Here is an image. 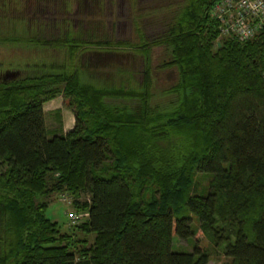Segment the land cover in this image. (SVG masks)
Returning <instances> with one entry per match:
<instances>
[{
	"label": "trees",
	"instance_id": "obj_1",
	"mask_svg": "<svg viewBox=\"0 0 264 264\" xmlns=\"http://www.w3.org/2000/svg\"><path fill=\"white\" fill-rule=\"evenodd\" d=\"M218 1L186 0L156 39L76 43L66 1L44 19L49 0H0V46L37 55L0 81V223L11 237L0 264H264V23L247 41L218 38ZM51 20L61 38L36 40ZM153 47L177 78L162 105ZM61 49L66 61H47ZM56 96L73 115L64 134L45 127L42 105ZM195 174L209 178L201 194ZM53 194L71 197L82 222L47 218ZM173 236L193 238L192 251L173 252Z\"/></svg>",
	"mask_w": 264,
	"mask_h": 264
},
{
	"label": "rangeland",
	"instance_id": "obj_2",
	"mask_svg": "<svg viewBox=\"0 0 264 264\" xmlns=\"http://www.w3.org/2000/svg\"><path fill=\"white\" fill-rule=\"evenodd\" d=\"M186 0H80L78 5V11L75 14L71 10L69 19L75 20L81 16L80 26L92 25L97 27V35L103 34L111 42H128L137 43L139 35H142L146 40H152L159 37L173 12L181 8L185 4ZM82 2V3H81ZM73 7V6H72ZM50 13L44 15V19ZM86 27V26H84ZM89 28V27H88ZM53 34L46 37H35L36 40H50ZM54 36V35H53ZM163 48L153 47L150 49V62L149 70L151 76V88L154 95L153 101L155 104L162 105L165 104L166 98L159 95L160 91L165 90L167 87L172 85L176 81V72L173 68L165 66ZM33 50L26 51L20 50L19 48H12L6 46H0V73L6 70L15 71V65H20V59L27 58L30 54L33 55ZM14 59H18L15 61ZM163 60V61H162ZM136 69L140 72V61H137ZM75 65V61L72 62ZM17 68V67H16ZM120 68V67H119ZM18 69V68H17ZM123 69V68H120ZM114 69H111L113 73ZM125 70V69H123ZM139 80V77L136 78ZM52 102H45V111L48 107L60 109L64 111L65 121H70L72 117L70 116V110L66 108V100L61 96H56L51 99ZM70 111L69 113L67 111ZM56 115L46 116V129L56 126L57 121ZM209 178L202 177L200 175H194L193 183H196V188H194V194H201L205 190L208 184ZM192 186V184L190 185ZM192 188V187H191ZM193 192V191H192ZM71 197L66 195H56L53 194L49 197V206L46 209V217L53 222L61 224L64 222L65 217L63 214L65 212H70V206L68 205ZM183 215L188 216L192 219V229L196 226V218L189 214L185 209H182ZM83 218H79L75 224L82 222ZM66 221V220H65ZM4 223H0V241L7 238H11L9 235H5L6 229L3 228ZM194 239L189 238L186 240H179L176 236L172 237L171 250L176 253H190L192 247L194 246ZM199 244L202 248L207 247V242L204 239H200ZM229 261L222 256H210L208 264H227Z\"/></svg>",
	"mask_w": 264,
	"mask_h": 264
},
{
	"label": "built area",
	"instance_id": "obj_3",
	"mask_svg": "<svg viewBox=\"0 0 264 264\" xmlns=\"http://www.w3.org/2000/svg\"><path fill=\"white\" fill-rule=\"evenodd\" d=\"M211 15L217 22L218 38L232 37L240 42L247 41L262 28L264 0H219L212 6ZM65 216L70 223H75L82 215L71 210L65 212Z\"/></svg>",
	"mask_w": 264,
	"mask_h": 264
},
{
	"label": "crops",
	"instance_id": "obj_4",
	"mask_svg": "<svg viewBox=\"0 0 264 264\" xmlns=\"http://www.w3.org/2000/svg\"><path fill=\"white\" fill-rule=\"evenodd\" d=\"M63 1H66V3L69 4V6H68L69 11H68V14L66 15V17L68 18L70 28L72 30H74L75 35L72 38L74 39V41L76 43H81L83 41L95 42V41H98V40H102V38L103 39H107L103 34L97 35V27H94L92 25H89V26L88 25H84L86 27L80 26V20L79 19L81 18L82 14H81L80 17L75 18V20L69 19L68 16H70L71 10L74 11L75 14L77 13V11H78V3H80V0H63ZM49 3L51 5V7L49 8L50 16H52V14L56 13L58 9H60V11H62V9H61V7H63L62 6V0H49ZM57 7H58V9H57ZM56 14H58V13H56ZM48 18H49V16H48ZM55 23L58 24L57 21H53V20H51V22L48 21L47 25L51 26L50 30H48L46 28L43 31L42 34L35 33L34 37H46V38H48V36L53 34L54 36L52 35L50 40H54V39L58 40V39H60L61 36H62L63 29H61V27H60V31L58 32L57 27H55V25L53 26V24H55ZM91 29L96 31V32L94 33L93 31H91ZM84 32L87 33V35H85ZM89 32L91 33L90 35H88ZM107 40H109V39H107ZM64 50L65 49L54 50V51H51V52L50 51L47 52V54H48V55H46L47 61L55 60V62H57L56 64H61L62 60L66 61L65 57L62 56V53H63ZM77 51L78 50H76L75 54H74L75 58H74L73 61H75V62L78 61V57L76 56L77 55V53H76ZM94 54H95L94 52H88L87 54H81V58L85 59V60H88V62L91 64L90 66H87V67H92V64L95 62ZM36 56L37 55L33 54V56L31 57L32 60H36V58H37ZM44 63L48 64V62H44ZM49 64H51V65L53 64V66H51V67H56L55 66L56 64H54V63H49ZM34 65H37V63L34 64ZM15 69H17V68H15ZM17 70L20 71L21 69L18 68ZM49 102H52V100H50ZM44 107H45V103H43V105H42V110H43V113H44V122H45V117L47 115L51 116L53 114L56 115L57 112L59 113V115H58L59 116V122L57 123L56 126H53V127L50 128L51 131H54V132L57 131V132H60V133L64 134V133L70 131L73 128L74 120H73L72 112H70L69 110L67 111L68 113L70 112V116L72 117V119L70 121H68V120L65 121L66 118L64 119V114H65L64 111L61 112L59 108L58 109H56V108H51L50 109V107H48V109H46V110H49V111H45ZM45 127H46V122H45Z\"/></svg>",
	"mask_w": 264,
	"mask_h": 264
},
{
	"label": "water",
	"instance_id": "obj_5",
	"mask_svg": "<svg viewBox=\"0 0 264 264\" xmlns=\"http://www.w3.org/2000/svg\"><path fill=\"white\" fill-rule=\"evenodd\" d=\"M20 75L19 71H11V70H6L4 72H1L0 74V81L1 82H10L15 79H17Z\"/></svg>",
	"mask_w": 264,
	"mask_h": 264
},
{
	"label": "flooded vegetation",
	"instance_id": "obj_6",
	"mask_svg": "<svg viewBox=\"0 0 264 264\" xmlns=\"http://www.w3.org/2000/svg\"><path fill=\"white\" fill-rule=\"evenodd\" d=\"M15 71H19V70H17V69H14ZM20 72V71H19ZM1 74V73H0Z\"/></svg>",
	"mask_w": 264,
	"mask_h": 264
}]
</instances>
